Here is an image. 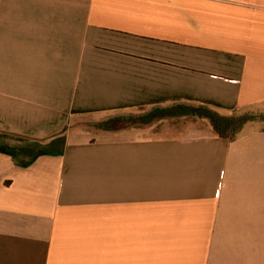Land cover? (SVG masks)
I'll list each match as a JSON object with an SVG mask.
<instances>
[{
  "label": "crops",
  "instance_id": "1",
  "mask_svg": "<svg viewBox=\"0 0 264 264\" xmlns=\"http://www.w3.org/2000/svg\"><path fill=\"white\" fill-rule=\"evenodd\" d=\"M188 108L264 113V0H0V264H264V122Z\"/></svg>",
  "mask_w": 264,
  "mask_h": 264
},
{
  "label": "trees",
  "instance_id": "2",
  "mask_svg": "<svg viewBox=\"0 0 264 264\" xmlns=\"http://www.w3.org/2000/svg\"><path fill=\"white\" fill-rule=\"evenodd\" d=\"M186 111L188 115L209 119L215 133L230 141H235L249 125L264 122V113L255 110L242 112L233 117H223L208 108H188ZM111 124L112 122L103 127Z\"/></svg>",
  "mask_w": 264,
  "mask_h": 264
}]
</instances>
